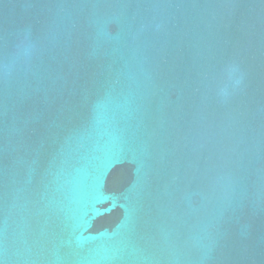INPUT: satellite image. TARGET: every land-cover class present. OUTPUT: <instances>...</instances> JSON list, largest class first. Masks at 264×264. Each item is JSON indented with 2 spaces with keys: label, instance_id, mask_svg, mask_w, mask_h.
Returning a JSON list of instances; mask_svg holds the SVG:
<instances>
[{
  "label": "water",
  "instance_id": "obj_1",
  "mask_svg": "<svg viewBox=\"0 0 264 264\" xmlns=\"http://www.w3.org/2000/svg\"><path fill=\"white\" fill-rule=\"evenodd\" d=\"M0 264H264V0H0Z\"/></svg>",
  "mask_w": 264,
  "mask_h": 264
}]
</instances>
